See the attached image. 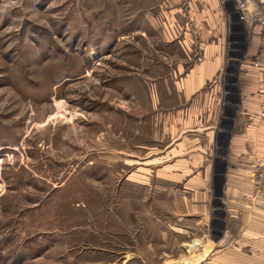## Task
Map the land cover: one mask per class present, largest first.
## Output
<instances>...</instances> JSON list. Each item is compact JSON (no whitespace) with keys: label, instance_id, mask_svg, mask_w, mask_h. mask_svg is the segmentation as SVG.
I'll list each match as a JSON object with an SVG mask.
<instances>
[{"label":"rangeland","instance_id":"1","mask_svg":"<svg viewBox=\"0 0 264 264\" xmlns=\"http://www.w3.org/2000/svg\"><path fill=\"white\" fill-rule=\"evenodd\" d=\"M217 1L231 89L264 33ZM201 3L0 0V264H212L233 240L219 183L195 215L160 175L173 68L203 59Z\"/></svg>","mask_w":264,"mask_h":264},{"label":"crops","instance_id":"2","mask_svg":"<svg viewBox=\"0 0 264 264\" xmlns=\"http://www.w3.org/2000/svg\"><path fill=\"white\" fill-rule=\"evenodd\" d=\"M191 13L203 59L187 52L173 68L171 121L160 125L169 144L160 175L170 177L166 189L175 185L180 210L195 215L211 210L219 183V202L238 228L214 250L212 264H264V198L255 197L251 182V162L264 156V42L238 66L228 89L220 82L227 62L218 1L192 6Z\"/></svg>","mask_w":264,"mask_h":264},{"label":"built area","instance_id":"3","mask_svg":"<svg viewBox=\"0 0 264 264\" xmlns=\"http://www.w3.org/2000/svg\"><path fill=\"white\" fill-rule=\"evenodd\" d=\"M241 19L259 24L264 33V0H240ZM251 182L256 198H264V157L255 156L251 162Z\"/></svg>","mask_w":264,"mask_h":264},{"label":"bare ground","instance_id":"4","mask_svg":"<svg viewBox=\"0 0 264 264\" xmlns=\"http://www.w3.org/2000/svg\"><path fill=\"white\" fill-rule=\"evenodd\" d=\"M191 247H192V245H191ZM199 258H201L200 255H197V253H196V255H194V257H192V259L189 260L186 264H198L199 263Z\"/></svg>","mask_w":264,"mask_h":264}]
</instances>
